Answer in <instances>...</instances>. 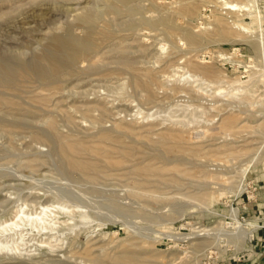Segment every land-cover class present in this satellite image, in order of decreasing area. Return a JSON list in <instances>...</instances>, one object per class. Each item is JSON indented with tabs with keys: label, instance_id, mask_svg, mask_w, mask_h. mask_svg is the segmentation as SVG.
Returning <instances> with one entry per match:
<instances>
[{
	"label": "rangeland",
	"instance_id": "374dc122",
	"mask_svg": "<svg viewBox=\"0 0 264 264\" xmlns=\"http://www.w3.org/2000/svg\"><path fill=\"white\" fill-rule=\"evenodd\" d=\"M22 1L24 0H0V13L9 12L12 10L11 8L15 9L19 4L24 5L31 0ZM112 1L62 0L59 2L56 1L51 6L35 7L27 11L25 15H19L17 12L15 14L16 16L13 14V17H9L10 20L6 17L3 19L4 22H0V58L6 55H19L25 60H31L34 53L41 52L48 44V36H50L51 31H56V29H50L54 28V26L61 28L58 29L59 32L56 31L58 33H64V29L74 26L72 31L76 36L79 35L78 37L85 36L89 27L94 29L95 32L100 33L99 35L101 33L106 36L109 33L113 34V37L109 40L102 39L99 41V50L102 49L103 52L109 51L114 44L118 45L119 43L118 47L124 51L123 53L126 56L136 57V70L139 73L155 75L153 90L156 93L154 98L147 99L144 96L145 93L138 87L135 89L136 86L133 81L135 72L132 70H117V73L108 77L94 75V77L92 76L90 78L85 75V77L77 78L79 81L73 79L72 83L71 81L69 82L71 85L68 83L66 92L62 96L68 100L64 99L61 104L59 103V109L65 108L66 112H69L72 123L67 122L66 117L62 113L65 112L63 111L65 109L58 112L54 107L51 108L52 115L55 114L54 117H57V128L60 129L58 132L62 136L71 135L72 138L85 141L90 145L115 147L111 142H108L106 145L105 142L98 139V136L105 131L104 129L113 132L114 135H118L119 130L117 129V124L129 125L139 134L156 138L162 131L164 125H166L165 128L167 126L183 128L189 140L191 141L192 139L191 143L197 145L203 144V146L207 145V149L210 147L211 150L212 148L216 150V147L228 143L237 145L239 149L244 150L241 154L242 156L237 157L223 153L219 156H214L218 158L215 161V158H212L208 154L212 153L211 150L209 149V151L205 148L208 151L206 154L208 155L207 159H205V155L204 160L203 158L201 160H194V163L196 161L200 162L202 166H204V162L207 165L208 161L207 168L209 169L203 167L206 171L210 170L212 172L215 170L218 173L222 172L223 179L227 181H220L221 184L228 183V187L231 186L234 188L233 193L226 198L223 196L219 200L211 198L208 194L205 203H208L209 200H214L211 210L208 211L199 207L197 205L198 202L190 197L189 192L187 193L188 189L185 188L179 189L172 186H163L161 188L149 189L147 191L148 193L141 190L142 193L138 194L134 192V188L130 189L131 187L125 181L119 179V177H110L94 183L88 180H71L72 176L69 169L67 170L68 167L66 165L64 166L61 161H58L60 159L54 149L58 145L57 141L53 140L51 143L37 142L31 137L30 131L32 129L35 130L34 128H36L35 131L46 130V133L52 134L46 127L47 124L44 117L40 118L39 115H36L35 117L24 120L28 124L27 128H23L24 132H21L19 129L14 131L18 135L14 133L8 134L6 132L8 134L6 137V133L0 129V146H2L0 147V222L14 218L15 212L20 207L26 211L40 212L42 205L53 204L57 208L61 202L68 203L59 197L64 191L68 194H74L73 196L69 195L72 198L73 204L75 201H79L84 206L85 214H87L88 218L81 221L82 218L77 215L75 220L76 225L73 228L70 227L74 225L73 222L68 221L71 224L60 226L56 230L50 231V233L49 230L42 232L36 230L30 232L29 229L21 230L25 233L24 235L22 232L24 236L23 244H25L23 245L21 255L22 260L32 261L34 258L46 259L56 258L57 256L64 258L65 255V258H69L71 256L68 253L71 251L70 248L72 249L70 245L73 243V251L75 249H77L76 251H81V249H85V246H88L86 248L91 249L90 247H92V251L94 249L93 252L95 255L104 253L114 255L119 251L133 250L146 259V264H251L253 260L249 256V248L252 245L251 241L253 239L254 241H259L264 231H254L251 238L246 239L244 242H236L228 238H223L219 242H216L214 238H207L206 240H210L209 246L206 242L207 244L200 245L199 248L192 247L188 242H180L178 243L179 246H176L174 241L167 238H154L155 233L153 232L158 229L173 228L172 231L174 232L190 234L193 227H220L228 231L233 230L234 220L231 215L232 208L238 209V220L244 226L249 222L264 224V165L262 163L264 160V82L260 83L258 81L253 83L248 90L239 93L230 90L227 88L228 85L225 82H221L220 85L223 87L226 85V89L223 92L219 93L218 90L208 89L206 93H201L196 92L197 89L191 87L189 83L178 80L184 71L179 66H185L184 61L190 56L198 63L206 65L218 81L235 79H240L241 81L250 80L251 71L254 70L253 68L257 64L255 58H258L262 53L264 54V49H262L264 47V45L262 46L264 44V36L261 37L262 41L258 39L256 44L252 45L248 41V36L244 35L241 31L239 33L237 31L239 29L233 25V21L249 23L252 22V18L246 15L242 16L241 12L226 13L227 15L229 14L227 16L225 14L227 10L221 9L223 2H220L221 0H133L131 5L133 7H139L141 11L135 10L131 6L124 7L123 9V5L120 4H117L114 8ZM227 1L243 4L249 2V0ZM256 1L258 2L257 7L261 11L262 19L264 20V0ZM84 13H92V20L84 22L86 20L79 19L80 15ZM180 13L182 14L178 15ZM166 16L171 17L173 21L170 23L172 25L181 28L175 35L170 36L162 24L161 20ZM216 16H220L219 18L222 19L221 22L223 21L222 25L224 30L219 33L216 28ZM144 19L156 21L158 25L155 27L144 23L141 24V21ZM129 22L137 23L131 26ZM76 28L79 30H76ZM183 30L184 32L188 30L189 32L199 34L202 37L201 41L198 44H192L186 39ZM108 41L112 42L109 43L110 48L107 45ZM259 52L260 55L258 54ZM111 61L114 62V59H109V62ZM251 65L252 67H250ZM116 66L115 63H111L109 68ZM81 78H85L86 81L83 79L84 81L82 82ZM73 84L79 85L77 89L80 92L84 89L85 91L83 92L85 94L79 96L75 93H68L67 90L72 89ZM216 85L218 86L219 84ZM177 87H185V92H180ZM83 99L84 101L86 99L90 101L97 100L103 103L105 101L108 114L101 118L98 123L94 124V122H91V119L83 117V112L75 111V108L81 106L79 101H83ZM56 102L58 100H55ZM72 104L73 106L71 107ZM3 113H0L2 118H10L6 112L5 114ZM230 114L236 115L238 119L230 127L232 128L231 133L224 134L220 130V124L223 117ZM93 115L99 116V112H95ZM160 122L162 123V128ZM233 128L237 129L236 132H234ZM116 129L117 133L115 132ZM1 131L4 133L2 134ZM151 131L155 132L151 133ZM213 134L218 135L215 136L216 140L211 138ZM49 136L54 137L53 135ZM81 138L86 139L82 140ZM124 138L125 142L137 139L135 135L124 136ZM210 140L213 141L211 142ZM210 144L212 146H209ZM37 155L39 158H43L42 166H37L38 169H34L33 167L29 168L27 162ZM16 157L18 160H16ZM208 157H211L213 161ZM197 162L196 164L191 163V166L188 165L191 180L188 179L187 182L192 183L193 181V185L201 184V179H204V177L200 176V170L202 168L195 167L198 165ZM248 163L250 165H247ZM192 165H194L193 168ZM213 166H217L218 170L217 167L213 169ZM224 175H227V177ZM240 179L243 180L241 184H243L244 188L241 192L237 188ZM68 180L69 183H67ZM208 180L209 178L205 181L203 180L201 185H204V182ZM230 181H233L232 184ZM180 190L183 191L180 192ZM52 191H55V193L58 191L56 194L60 195H54ZM25 196L27 199L30 198L29 200L32 203L24 198ZM36 196H39L37 199L39 203L34 202L35 198H37ZM70 201L69 199V203ZM73 204L71 207H73ZM29 205L30 207H28ZM74 209V212H77V209ZM59 216L60 220L67 219V215L64 213H60ZM164 225L167 226L164 228ZM75 232L77 234L79 233L80 236L75 234V237L73 235ZM15 239H18V236H15ZM47 242H51L52 244L54 242V247L58 244V248L51 249ZM68 242L72 243L70 244ZM19 243L22 244L21 241ZM68 244L69 246H67ZM130 246H133L132 249ZM68 247L70 248L68 249ZM36 249L40 250L37 251ZM52 250H55V252L58 250V253H55L57 255H52ZM33 254L34 256H32ZM3 256L0 253V261L12 260L9 256H7L8 258ZM13 258H17V256ZM70 262L81 264L80 259L77 261L70 259Z\"/></svg>",
	"mask_w": 264,
	"mask_h": 264
},
{
	"label": "bare ground",
	"instance_id": "6f19581e",
	"mask_svg": "<svg viewBox=\"0 0 264 264\" xmlns=\"http://www.w3.org/2000/svg\"><path fill=\"white\" fill-rule=\"evenodd\" d=\"M24 1H22V2H24ZM56 1L59 2L62 0H31L24 5L19 4L17 8H15V9L11 8L12 10L9 12L0 13V22H4L3 19H5L6 17L9 18L13 14L15 15L17 12L19 15H21V14L25 15L27 13V11L34 9L35 7H45L47 5L51 6V4L56 3ZM77 1H81V0H77ZM220 2H222L221 9L227 10L225 12V14L226 13L232 14V12H241L242 16L246 15V16H249L250 18H252V22H249V23H246L244 21L237 22L235 20L236 22L233 21V25L235 28L239 29V30H237L238 32L241 31L242 33H244V35L248 36V38H249L248 41L252 45H255L256 41L258 39L261 40V37L264 36V29H263L264 20L262 19L261 11L257 7L258 2L256 0H252V1L249 0V2L245 3V4L235 3L233 1H227V0H221ZM132 3H133V0H113L112 1V5L114 8H115V6H117V4H120V5H123V9H124V7H128V6L133 7L131 5ZM216 6H217V4H216ZM118 7H119V5H118ZM133 8L135 10H140V8L137 6H134ZM24 10H26V11H24ZM125 10H127V9H125ZM133 12H134V10H133ZM181 14L182 13H180L178 15H181ZM222 15H224V14H222ZM92 17H93L92 13L91 14L90 13H86V14L84 13V14L80 15L79 19L81 18V20H86L84 22H89L92 20ZM117 17L119 18V16H117ZM216 17H217L216 18V21H217L216 22L217 23L216 28H217V31L219 33V32H222L224 30V27L222 25L223 21L221 22L222 19L219 18L220 16L219 17L216 16ZM185 18H186V16H185ZM9 20H10V18H9ZM112 20H114V19H112ZM120 21H121V19H120ZM161 21H162V24L165 26V29L167 30V32H169L170 36L175 35L176 32H179L181 30V28L175 27L174 25H172L170 23L173 20H171V17H169V16L163 17V19ZM141 22H142L141 24L144 23V24L149 25V26H155L156 27L158 25V23L156 21L149 20V19H144ZM178 22H180V21H178ZM136 23L131 22L130 25L134 26ZM37 24H39V23H37ZM80 25H82V24H80ZM178 25H179V23H178ZM206 26H207V24H206ZM73 27L72 26L67 27L66 29H64L65 30L64 33H58L59 32L58 29H61L58 26L57 27L54 26V28H50L52 30L56 29V31H58V32L51 31V33L52 32H54V33H52V34L50 33V36H48L49 37L48 44L45 46V48L41 52L34 53L31 60H25L22 56H19V55H6V56H3L2 58H0V113L4 112L3 114H5V112H6V114H8L10 116V118L7 117L5 119L2 118V116H0V129L2 131H4L5 133L7 132L8 134L14 133V131L16 129H19L21 132H24L23 128L28 127L27 121H24V120L35 117L36 115H39L40 118L44 117V120L47 124L46 127H47L48 131L51 132L52 134L46 133V130L35 131L36 128H34L35 130L32 129V131H30L31 137H33L37 142L41 141V142L51 143L53 140L57 141L58 145L54 149H55V152L59 156L60 160H58V161H61V163L64 166L66 165L68 167L67 170L69 169L70 174L72 176L71 180H73V179H76L78 181L88 180V181H91L94 183V182H98V181H101L103 179L110 178V177H119V179L125 181L131 187L130 189L134 188L133 189L134 192L138 193V194L142 193L141 190L143 192H147L149 189L161 188L163 186H165V187L172 186V187H176L179 189L185 188V189H188L187 193L189 192L190 197L193 200H195L196 202H198L197 205L199 207L203 208L204 210H208V211L211 210V206H212V204H214V200H209L208 203H205V199H206V196L208 194L211 198L219 200L223 196L226 198L231 193H233L234 188L231 186L228 187L229 185L227 182H226L227 184H224V183L221 184L220 181L223 182V180H224L222 172L218 173L215 170H214L215 172L214 171L211 172L210 170L206 171L203 169V167L205 169H209V168H207L208 167L207 165L209 164L207 160H205V161H207V165L204 162V166H202L200 164V162L196 161L198 163V165L195 167L196 168L197 167L202 168V170H200V176L204 177V179L203 178L201 179V184H202V181L207 180V178H209L210 181L208 180L209 182L208 181L204 182L205 183L204 185H201V184L196 185L195 184L196 186L193 185V181H192V183L187 182L188 179L191 180V178H190L191 173H190V168L188 165L191 166V163L196 164V162L194 163V160H198V159L201 160L202 158L204 160L205 155L208 153V151H206V150H209V149L211 150V148L209 147L207 149L206 148L207 145L203 146V144L197 145V144L191 143L192 139H191V141L189 140V137H187L185 134L186 131L184 132L183 128H181V127L178 128V127H168L167 126L165 128L166 125L163 124L164 125L163 128H165L163 130L162 123L160 122L161 123L160 126L162 128V131L157 135L156 138H153V137L151 138V136L142 135V134L135 132V130L129 125L125 126L122 124H117V129L119 130L118 135H114L113 132L108 131L107 129H104L105 131H103L100 134V136H98V139L102 142H105L106 145L108 144V142H111L115 145V147H108L105 145H95V144L90 145V144L86 143L85 141H81V140H78L76 138H72L71 135L70 136H62L61 133L58 132V131H60V129L57 128L58 127L57 126L58 125L57 124V117L56 118L54 117L55 114L52 115L53 112H52L51 108L54 107V109H57L58 112L65 109V108L59 109V105L64 101V99L68 100L62 96L66 92V89L68 87V83L70 81L72 83L73 79L76 80L79 77H83V76L85 77V75L89 76L90 78L92 76L94 77V75H99L101 77L102 76L108 77V76H111L112 74L114 75L115 73H117L118 72L117 70H126V71L132 70L135 72V76H134V80H133L134 85L136 86L135 89H137V87H138L143 93H145L144 96L147 99H153L155 96V93H156L153 90L154 89L153 84L155 83V80H154L155 75L154 74L144 75V74L139 73L136 70V65H137V62L135 61L136 57L132 58L129 55L126 56L123 53L124 51H122L118 47L119 43H118V45L114 44L112 46V49H111L110 48L111 46L109 43H112V42L108 41L107 45H109L110 50L104 51V52L102 51V49L99 50V41L102 39L103 40H109L110 38L113 37V34L109 33L106 36V35H103L101 33V35H99L100 33L95 32L94 29L89 27V30L85 36L78 37L79 36L78 34H77L78 36H76L73 33V31H72ZM77 28H76V30H79ZM208 28H209V26H208ZM183 32H184V30H183ZM133 34H134V32H133ZM253 34H255V35H253ZM184 35H185L186 39L189 42H191L192 44H198L202 38L199 34H195L194 32H189L188 30H186L184 32ZM263 45L264 44H262V46ZM107 49H108V47H107ZM262 49H264V47ZM172 54H174V53L172 52ZM258 54L260 55V52ZM109 59H114V62H112V61L109 62ZM255 61L257 62V64L253 68L254 70L251 71L250 80L241 81L240 79H235V80H230V81L229 80L218 81V79L216 78L217 79V81H216V79L214 78L215 76H213L211 70L206 65H203L202 63H198L193 57L190 56V57L186 58V60L184 61L185 66H179L184 71L179 76L178 80L179 81L183 80L184 82L189 83L191 87H193L194 89H197L196 92L206 93L208 89H215V90H218V92L220 93V92H223V90L226 89V85H228L227 88H229L230 90H232L236 93H239V92H243V91L248 90V88H250L251 84H253V83H256L258 81H260V83L264 82V54L262 53V55H260L258 58H255ZM111 63H115L117 66L114 68H112V67L109 68V65ZM250 67H252V65ZM140 68H142V67H140ZM139 70H141V69H139ZM83 79L85 80V78H83ZM83 79H82V82L84 81ZM221 82H225L226 85L223 87L222 85H220ZM71 83H69V85H71ZM216 84H219V85L217 86ZM78 86L73 84L72 89H68L67 92L68 93H75L79 96L84 95L85 93L83 91H85V90L81 88L83 91L82 92L78 91V89H77ZM83 88H84V86H83ZM177 88L179 89L180 92H185L184 91L185 87H177ZM75 94H73V95H75ZM81 98H84V97H81ZM263 99H264V97H263ZM55 100H58V102L55 103ZM79 100H81V99H79ZM79 102L81 103V106L77 105L79 108H75L76 109L75 111L83 112V117L91 119L92 120L91 122H94V124L98 123L101 120V118H103L104 116H106L108 114L107 113L108 110L106 108L105 101L103 103V102H101V101L99 102L97 100L96 101H94V100L90 101V100L86 99L84 101V99H83V101H79ZM70 103H68V104H70ZM75 104H76V101H75ZM64 105H66V104H64ZM72 106H73V104L71 105V107ZM200 106H201V104H200ZM211 106H213V105H211ZM63 111L66 112V109ZM65 112H62V113L66 117L67 122L72 123V118L69 115V112L68 111H67L68 113L67 112L65 113ZM95 112H99V116L93 115ZM237 119H238V117L234 114H230L226 117H223L222 122L220 124L221 132H223L224 134L231 133L230 131L232 128H230V127L237 121ZM33 120H35V119H33ZM36 121H38V120H36ZM40 123H41V121H40ZM31 125H34V124H31ZM117 129L115 131L116 133H117ZM156 130H158V129H156ZM214 130L216 131V129H214ZM233 130H234V132H236L237 129L233 128ZM233 130H232V132H233ZM2 131H1V133H2ZM26 131H28V130H26ZM153 132H155V131H153ZM153 132L151 131V133H153ZM7 133H6V137L8 135ZM142 133H143V131H142ZM14 134H16V133H14ZM16 135H18V134H16ZM49 135H53L54 137L52 138ZM98 135H99V133H98ZM131 135H135L137 137V139H135L134 141H130V142L126 141L125 142L124 136L128 137ZM11 136H13V135H11ZM215 136H218V135L213 134L211 138L216 140ZM197 137H199V136H197ZM190 138H192V137H190ZM84 139H86V138H83L82 140H84ZM12 141H14V140H12ZM208 141H209V139H208ZM193 142H195V141H193ZM8 143L10 144V142H8ZM205 143H207V142H205ZM91 144H93V143H91ZM96 144H100V143H96ZM14 145H16V144H14ZM39 145H41V144H39ZM209 146H212V145L210 144ZM0 147H2V146H0ZM205 148H206V150H205ZM9 149H10V147H9ZM213 150H214V152H213ZM2 151L4 152V150H2ZM5 152H6V150H5ZM211 152L212 153H208L209 156H212V158H215V161H216L218 158H216L214 156H217V155L219 156L220 154H223V153L227 154L228 153L229 155L239 157L244 152V150L239 149V147L237 145L228 143V144H224L223 146L216 147V150L212 148ZM11 155H12V153H11ZM40 155H42V154H40ZM207 156L208 155H206L205 159H207ZM254 156H255V154H254ZM14 157H15V155H14ZM208 158L210 159L211 157H208ZM22 159H24V158H22ZM42 159H41V157L39 158L38 155L32 159H29V162H27L29 165V168L33 167L34 169L35 168L38 169L37 166H39V165L42 166L41 165L42 161H43ZM50 159H51V157H50ZM257 159H258V157H257ZM16 160H18L17 157H16ZM212 161H213V159H212ZM209 162H211V161H209ZM262 163L264 165V160L262 161ZM46 164H48V163H46ZM215 165H217V164H215ZM247 165H250V164L248 163ZM193 167H194V165H192V168ZM209 167H211V166L209 165ZM214 167L215 166H213V169H214ZM216 167H215V169H216ZM33 168H32V170H33ZM192 168H191V170H192ZM217 170H218V167H217ZM242 174H243V172H242ZM207 176H209V177H207ZM221 177H222V179H220ZM225 177H227V175ZM65 179H67V178H65ZM112 180H113V178H112ZM224 181H227V180H224ZM242 181L243 180L240 179V181L238 182V185H237V188L240 189V192L244 190L243 184H241ZM232 182L233 181H230L231 184H232ZM67 183H69V180ZM233 185H235V184H233ZM194 187H196V188H194ZM57 188H60V187H57ZM48 191H49V189H48ZM137 191H139V192H137ZM182 191L180 190V192H182ZM60 192H62V191H60ZM53 193H54V195H57L55 193V191ZM47 195H49V194H47ZM59 195L60 194H58L57 196H59ZM69 195L73 196L74 194L73 193L68 194L67 192L65 193L63 191L59 197L62 198L61 200L64 199L68 203H69V199H70L71 200L69 203L70 205L66 202H61L57 208L54 207L53 204L42 205V206L40 205L41 206L40 212L26 211L24 208L20 207L17 209L16 212H15V210H13L15 212L14 218L9 217L11 219H9L8 221L6 220L4 222H0L1 223V225H0L1 226V229H0V253H2L6 257L9 256L12 258V260L9 259V260L0 261V264H77V262L76 263L70 262V259H74V261H77L80 259L81 264L82 263H85V264H146V259L144 257H142L140 254H138L136 251H133V250H124L121 252L117 251L118 253H116L114 255H110L109 253L95 255L93 252L94 249L92 251V247H90L91 249L86 248L88 246H85V249L84 248L81 249L79 247L81 249V251L80 250L76 251L77 249H75L73 251L72 250L73 249V243L72 242H68L70 244L72 243L70 245V246H72V249L70 247H68V249L70 248V250H71L70 253H68L71 256L69 258H65V256H66L65 255L66 253H65L64 258H61V256L60 257L57 256L56 258H46V259H44V258L43 259H40V258L37 259L36 258L35 259L33 257L34 260H32V261L22 260L21 255H22V251H23V245H25V244H23V241H24L23 237L24 236L22 235L23 231H21V230L29 229L30 232L33 230H36L38 232L49 230V233H50V231H54L60 226H65V225L71 224L68 221L73 222L74 225L70 226L73 228L76 225L75 220H76L77 215L82 218L81 221L88 218L87 214H85L84 206L81 205L79 203V201L78 202L75 201L73 204L72 198ZM154 195H156V194H154ZM213 195H214V197H213ZM29 197H31V196H29ZM36 197L37 198H35L34 202L39 203V201H37L39 196H36ZM24 198H26V196ZM57 198H56V200H57ZM29 199H27V200H29ZM115 201H117V200H115ZM71 203L73 204V207H71V205H72ZM197 205H195V206H197ZM28 207H30V205ZM74 208L77 209V212H74L75 211ZM15 209H16V205H15ZM144 209H145V207H144ZM60 213L66 214L67 219L66 220H60V216H59ZM153 213H154V211H153ZM238 214H239V211L237 208L231 209L232 219L234 220L233 221L234 222L233 230L228 231V230H226L224 228H220V227H213V228L193 227L191 229L192 232L190 234H187V233L174 232V231H172L173 228L172 229L167 228V229H158L156 231L154 230L153 233H155V234L153 237L154 238H161V239L167 238L169 240L174 241L176 243V246H179L178 243H180V242H188L192 247L199 248L200 245L203 246L204 244H207V243L209 246L210 240L209 241L206 240L207 238L208 239L214 238L216 240V242L217 241L219 242V240L223 239V238H226V239L228 238V239L234 240L236 242H244L246 239L251 238V235L254 231H256V230L260 231V232L264 231V224H259L256 222H249L246 226H244L238 220ZM161 224H163V223H161ZM170 225L172 226V224H170ZM166 226L167 225H164V228ZM192 226H195V225H192ZM75 234L80 236L79 233L77 234V232H75L73 235H75ZM24 235H25V233H24ZM51 235H52V232H51ZM57 235H58V233H57ZM76 235H75V237H76ZM15 236H18V239H15ZM59 236H61V235H59ZM42 238H44V237H42ZM73 238H72V241H73ZM75 240H77V239L75 238ZM19 241H21L22 244L19 243ZM47 243L50 245L51 249L56 248L58 245V244H56V246L54 247V245H53L54 242H53V244L51 242H47ZM36 245H38V244H36ZM218 245H219V243H218ZM67 246H69V244ZM96 247L98 248L97 245H96ZM101 247H103V246H101ZM104 247H105V245H104ZM132 247L130 246L131 249H132ZM204 247H206V246H204ZM126 248H128V247H126ZM36 250L39 251L40 249H36ZM52 251H53L51 253L52 255H54L55 253H58V250H57V252H55V250H52ZM104 252H106V251H104ZM55 255H57V254H55ZM16 256H17V258H13ZM32 256H34V254Z\"/></svg>",
	"mask_w": 264,
	"mask_h": 264
},
{
	"label": "crops",
	"instance_id": "0c3cea01",
	"mask_svg": "<svg viewBox=\"0 0 264 264\" xmlns=\"http://www.w3.org/2000/svg\"><path fill=\"white\" fill-rule=\"evenodd\" d=\"M261 236V235H260ZM251 247L249 248L250 251V258L252 257L251 264H264V234L262 235L261 239L258 241H251ZM250 264V263H247Z\"/></svg>",
	"mask_w": 264,
	"mask_h": 264
}]
</instances>
